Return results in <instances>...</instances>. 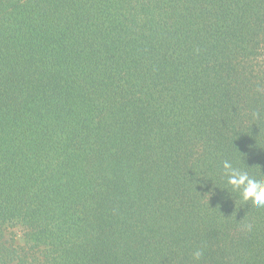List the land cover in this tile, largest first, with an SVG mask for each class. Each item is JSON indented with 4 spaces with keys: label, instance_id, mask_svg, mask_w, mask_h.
Here are the masks:
<instances>
[{
    "label": "trees",
    "instance_id": "16d2710c",
    "mask_svg": "<svg viewBox=\"0 0 264 264\" xmlns=\"http://www.w3.org/2000/svg\"><path fill=\"white\" fill-rule=\"evenodd\" d=\"M225 160L264 179V0H0V264H264Z\"/></svg>",
    "mask_w": 264,
    "mask_h": 264
},
{
    "label": "clouds",
    "instance_id": "9594fccd",
    "mask_svg": "<svg viewBox=\"0 0 264 264\" xmlns=\"http://www.w3.org/2000/svg\"><path fill=\"white\" fill-rule=\"evenodd\" d=\"M253 115L258 117L259 113H253ZM223 168L228 175L227 183L231 185L233 191H239L243 201H251L258 207H264V179L254 178L248 172H237L233 164L227 160L224 161ZM245 227L250 230L252 225L247 224ZM202 255V249L198 248L193 252V257L197 261Z\"/></svg>",
    "mask_w": 264,
    "mask_h": 264
}]
</instances>
